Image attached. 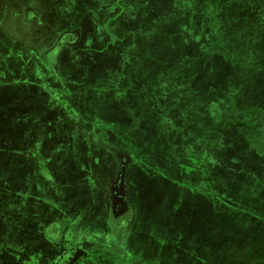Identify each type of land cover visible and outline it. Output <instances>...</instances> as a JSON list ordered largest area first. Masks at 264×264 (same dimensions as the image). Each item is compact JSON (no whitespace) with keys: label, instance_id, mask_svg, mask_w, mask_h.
<instances>
[{"label":"rangeland","instance_id":"374dc122","mask_svg":"<svg viewBox=\"0 0 264 264\" xmlns=\"http://www.w3.org/2000/svg\"><path fill=\"white\" fill-rule=\"evenodd\" d=\"M80 29L95 36L97 46H69L74 56L54 62L49 51L61 34ZM65 83L76 98L84 89V123L76 129L98 136L93 141L102 148L94 154L101 164L118 149L117 160L125 151L135 162L127 175L141 220L162 218L168 191L166 219L176 212L181 225L185 214L204 217L201 223L191 218L196 229L192 222L184 226L185 240L196 230L194 244L178 245L173 237L163 250L154 240L158 252L123 245L126 252L146 264L157 262L160 250V264H262L264 0H0V243L9 244V264L52 258L49 250L32 251L31 236L17 240L5 231L16 228L18 218L30 222L35 195L44 197L41 210L54 196L49 154L58 141L70 151L71 141L55 131L75 129L66 121L72 109L65 99L72 96ZM193 165L210 166L214 202L189 194V184H197ZM163 177L189 183L186 194ZM63 192L55 193L61 208ZM227 230L234 246L245 249H220ZM253 246L263 252L257 255ZM199 252L204 261L195 258Z\"/></svg>","mask_w":264,"mask_h":264},{"label":"crops","instance_id":"0c3cea01","mask_svg":"<svg viewBox=\"0 0 264 264\" xmlns=\"http://www.w3.org/2000/svg\"><path fill=\"white\" fill-rule=\"evenodd\" d=\"M85 21H82L83 23L77 25V27H84ZM94 37L91 35L84 36V30L80 29L79 38L76 40L75 44H70V46H74L76 48L81 46V44L93 43L94 45L90 46L89 44V47H96L97 45H95V42H97V39ZM89 50L92 49L86 48V52ZM74 52L75 51L67 52V50L64 48L60 53L61 55L59 59L63 54H70V56L73 57ZM90 58L97 61V63L102 61V59H95L93 57ZM108 59L110 60L109 57ZM84 73V68H82L80 71V74L82 75V84H84ZM88 74H90V72H88ZM65 84L66 85L64 87L67 89V91H69V95L72 96L70 99H65L67 101L65 102L66 106L72 109L71 113L65 111L66 121L72 124L75 129H71L66 133L67 137H69L71 140L69 146L70 151L69 148L65 149V147H62L63 143H59L58 141L56 142L58 143L56 144V148L58 149H56L55 154H49V158H51V168H49V174L51 176L50 182L54 185H52V189H50L49 194L54 196L49 199V207L46 209V213L40 218V220L43 221L42 224H45L46 227L48 226V228H46V232L49 233V237L47 238L48 241L45 243L43 251L49 250L50 256L53 255V250L55 247L54 242L52 241L53 237L51 236L57 232L58 237H60L58 241L59 246L61 245V249L69 253L68 264H146L144 261H142V259H138L134 253H129V249L133 248V250L136 249L147 252V248H149L151 251L158 252L157 246L154 247L152 242L154 240H158V243L155 244H158L159 248L163 250L168 246L169 240H171L173 237L174 242H176L178 245L181 242L187 240H192L191 243L194 244L196 239V230L191 233L192 237H188L187 240L184 239L185 236L187 237V235L183 234V231L186 227V223L190 224L191 222L194 225L193 229H196L194 224L195 222L192 221L191 218H198L199 223H201V219L204 217L200 214H197L193 217H190V214H185V223L182 220L181 225H178L177 223L175 215L176 212H173V219H166L165 215L169 209H167V207H169L170 199L172 198V195L169 194V191L165 192L166 194H164V197L161 201L163 213L162 218H164V220H162V218L158 221L153 220L152 222L146 221L145 219L141 220L139 217V212L136 208V204H133L130 198V202L135 209L134 223L127 231H125L123 226L122 229L120 228L116 233L112 234L105 205L106 195L103 193L106 189H102L104 184L107 183V180H100L96 175H98L99 172H103L106 168H108L109 172L114 173L112 168L116 166L117 169L118 164L113 158L110 157V155H108L109 164H101L100 161H102V159L97 158V156L94 154L95 151H101L100 148H102L93 141L94 139H97L98 136L95 135L94 131L84 132V130L76 129L77 124L84 123V89L81 91L82 94L80 97L76 98V94L73 93L72 89L69 88L67 83ZM55 132L57 133L56 138H65L64 136L58 134L57 131ZM132 133L137 138L139 132L132 130ZM84 137L85 139L92 141H88L84 145ZM73 140L79 141L73 142ZM59 150H66L67 152H60ZM57 151L59 152L57 153ZM41 153L43 155H47L43 152ZM193 166L194 168L192 169L191 175H193L194 179L197 180V184L192 185L188 183L191 185L189 194L192 195L193 199L200 196L201 199H204L208 202H214L215 194H213L214 190L212 189V186H214L215 182L213 181V183L211 180L212 174L210 166L209 168L201 167L200 165L197 167H195V165ZM53 167L61 169L60 173L58 174V172L54 170ZM187 167L188 166H186V169H188ZM86 168L89 172V175H87L89 180L87 181V185L92 187L90 191L92 192L94 198L90 199L89 197H84V181H82L81 184L75 185L74 188L81 187V193L83 194L80 195L76 200L71 198H68V200L67 196L70 193V189H67L68 180L70 178L79 180L78 177L84 180V169L86 170ZM160 180H164L169 184H175L178 188H182L181 194H186L184 187L189 186L181 179L180 181L176 180L175 183L171 182L167 177H163ZM62 186H65V188L63 189ZM57 191H65L63 193H66L64 201L65 206L63 208L60 207L62 202H60V199L57 198L55 194ZM100 193H103V195ZM88 199L90 200V203ZM84 203L86 205V210H84ZM176 204H178L176 208H178L179 205L181 206V202H177ZM184 217H182V219ZM151 225L153 226L152 229H150ZM154 227L162 228V230L156 231ZM123 245L127 246V252L125 251V247ZM161 254L162 251L160 250L159 258H161ZM44 255L46 256L47 254L44 253ZM159 258L157 259V262L154 261L155 263L153 262L150 264H160ZM51 259L49 262H51ZM39 261L41 262L42 259H39Z\"/></svg>","mask_w":264,"mask_h":264},{"label":"flooded vegetation","instance_id":"af4514ba","mask_svg":"<svg viewBox=\"0 0 264 264\" xmlns=\"http://www.w3.org/2000/svg\"><path fill=\"white\" fill-rule=\"evenodd\" d=\"M76 37V38H75ZM79 38V30L75 31H67L61 34L59 42L54 46V48L50 51V55L53 57L54 62H58V59L60 57V53L64 48L67 46H70V44L76 43V40ZM74 41V42H72ZM72 42V43H71ZM48 54V53H47ZM83 130V129H80ZM70 130H64L60 133L61 136H64L65 138L69 139L67 137V132ZM85 132V130H84ZM88 139H85L84 137V145L88 142ZM70 142V141H69ZM61 143V142H59ZM56 148V146H55ZM118 149V148H117ZM119 149L116 151H112V153H109L110 157L114 159V161L118 164V167L114 173L109 172L108 168H106L103 172H99L98 175H96L100 180L104 179L107 184V188L105 190V198H106V210L108 214V220H109V226L110 229L112 230V234L116 233L120 228L124 226L125 231H127L132 224L134 223L135 220V209L134 206L130 202V189H129V177L127 175L128 168L130 165L134 164L135 162L129 159V153L128 152H122L123 153V158L121 160H117V155L120 154L121 152H118ZM121 151V150H120ZM87 170V171H86ZM84 169V180L82 178L78 177L79 180L70 178L67 182L68 185V190L70 189L69 197L71 199H77L81 193V187H76L74 188L75 185L81 184L82 181H84V197L88 198V192L89 189H92V187L87 185V175H89L88 169ZM81 179V180H80ZM72 187V188H71ZM79 188V189H77ZM103 193H100L103 195ZM69 200V199H68ZM67 201V200H66ZM85 202V200H84ZM84 210H86V205L84 203ZM117 224V225H116ZM247 229V228H246ZM245 227L242 229L244 233H246ZM229 230V229H228ZM225 231L223 234H227L224 237V245H220V249H225V250H243V245L241 243H236L234 246V239L230 235V231ZM55 232V231H54ZM53 232V233H54ZM216 238V235H212V239ZM60 237H58V232L54 233L52 241L54 242V250H53V255L51 262L49 264H68V252H65L64 250L61 249V245L59 246V241ZM126 241V240H125ZM58 243V244H57ZM167 245V244H166ZM248 245V244H247ZM233 247V248H232ZM239 248V249H238ZM263 246H253V251L257 252V255L259 253L263 252L262 249ZM218 249V248H217ZM214 255H217V251L214 252ZM201 253L196 257H199V261H204L201 259ZM243 264H245V261H242ZM48 264V263H47ZM79 264V263H78ZM250 264V263H247ZM262 264H264V260L262 261Z\"/></svg>","mask_w":264,"mask_h":264},{"label":"trees","instance_id":"16d2710c","mask_svg":"<svg viewBox=\"0 0 264 264\" xmlns=\"http://www.w3.org/2000/svg\"><path fill=\"white\" fill-rule=\"evenodd\" d=\"M36 199H38V201L33 200V210L35 211L34 213H32V216L28 217V219L30 220V224L29 223H23L18 217V221L19 223L17 224V227H9L6 229V235L10 234L11 237H16L15 239L17 240H24L25 236H31V238H33V243L32 244V251L34 252H38L39 250L43 251L44 245L45 243L48 241L47 237H45V234L47 236V232H46V228H48V226L46 227V225L41 223V216H39L38 214V210L42 211L43 214H45L46 210H41L43 209V198L41 196H34ZM40 206V207H39ZM31 213V212H29ZM2 215V214H1ZM43 216V215H42ZM11 217V216H10ZM3 234V233H1ZM8 240V238H7ZM13 243V242H12ZM11 244V243H10ZM4 245H6L4 243ZM41 248V249H40ZM9 250V244L6 245V247L3 246V243H0V264H9V259H8V253H10ZM25 249V248H24ZM48 249V248H47ZM13 251H17L18 249L16 248H12ZM45 252V251H44ZM6 253V254H5ZM19 262V264L21 263V261H16L13 262V264H17ZM24 262V261H23ZM41 264H43V261H41Z\"/></svg>","mask_w":264,"mask_h":264}]
</instances>
